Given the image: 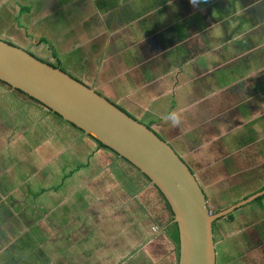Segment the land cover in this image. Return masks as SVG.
Wrapping results in <instances>:
<instances>
[{
  "label": "crops",
  "instance_id": "0c3cea01",
  "mask_svg": "<svg viewBox=\"0 0 264 264\" xmlns=\"http://www.w3.org/2000/svg\"><path fill=\"white\" fill-rule=\"evenodd\" d=\"M0 31L150 127L209 207L264 188V0H0ZM16 91L0 82V264H177L153 184L48 109L43 139ZM260 196L214 220L215 264H264Z\"/></svg>",
  "mask_w": 264,
  "mask_h": 264
},
{
  "label": "water",
  "instance_id": "95a60500",
  "mask_svg": "<svg viewBox=\"0 0 264 264\" xmlns=\"http://www.w3.org/2000/svg\"><path fill=\"white\" fill-rule=\"evenodd\" d=\"M0 81L105 145L160 192L178 233L177 264H215L212 224L264 194V188L217 212L174 149L91 86L28 50L0 38Z\"/></svg>",
  "mask_w": 264,
  "mask_h": 264
},
{
  "label": "rangeland",
  "instance_id": "374dc122",
  "mask_svg": "<svg viewBox=\"0 0 264 264\" xmlns=\"http://www.w3.org/2000/svg\"><path fill=\"white\" fill-rule=\"evenodd\" d=\"M16 16V15H15ZM18 16V15H17ZM13 18H14V16H13ZM15 19H17V18H15ZM18 20V19H17ZM17 31V35L18 36H16V37H19V38H22V37H24L23 36V34H22V32L20 31V30H16ZM1 32V31H0ZM20 32V33H19ZM32 34V32H29L28 34H27V36L28 35H30V36H32L31 35ZM0 38H3V39H5V40H7L6 38H4L3 36H1L0 35ZM34 37H32L30 40L33 42L34 40H35V38L33 39ZM21 47H23L24 49H26V50H28L29 52H31V53H33L34 55H36V56H38V57H42V56H40V54H35V50L34 49H32L33 47H32V45H30V43L29 44H27V43H25V45H20ZM53 63H55V62H53ZM56 65H58L57 63H55ZM17 92V91H16ZM17 94H18V96H19V98H21V99H23V100H27V102H28V104H33V100H30L28 97H26L25 95H23V94H21V93H19V92H17ZM43 108V115H42V117H39L38 118V120H33L32 121V124L31 125H33V124H35V122H38V123H41L40 125H41V127L44 129V136H43V139L45 138V139H50L49 138V136L52 134V130L54 129V123H53V117H51L50 115H49V111L47 110V108L46 107H44V106H42ZM26 108V107H25ZM28 111H29V113H28V116H31L32 115V110H30L29 108H26ZM31 111V112H30ZM33 115H34V113H33ZM25 117H27V115L25 116ZM25 119V118H24ZM172 147V146H171ZM177 153V152H176ZM35 156L37 157V155L36 154H29L28 155V161H29V163L30 164H35L36 165V161H35ZM118 158V157H117ZM118 160H119V158H118ZM121 162V161H120ZM110 168H111V170L113 171V172H115L117 175H118V177H117V179L119 178V179H122V178H125L126 176H128V174H127V172L125 171V169H123L124 167L125 168H127V167H129V166H131V165H129L128 163H126V162H123V166H121L120 164L119 165H117V164H115V163H110ZM132 167V166H131ZM209 209L212 211V212H217V211H219L218 209L219 208H217V207H212V206H210L209 207Z\"/></svg>",
  "mask_w": 264,
  "mask_h": 264
},
{
  "label": "trees",
  "instance_id": "16d2710c",
  "mask_svg": "<svg viewBox=\"0 0 264 264\" xmlns=\"http://www.w3.org/2000/svg\"><path fill=\"white\" fill-rule=\"evenodd\" d=\"M47 63H49L50 65H52V66H54V67H58L55 63H50V62H47ZM1 82V81H0ZM1 83H3V82H1ZM3 84H5V83H3ZM5 85H7V84H5ZM8 86V85H7ZM18 91V90H17ZM19 93H21V94H23V95H25L24 93H22V92H20V91H18ZM26 97H28L30 100H33V101H35V102H37L36 100H34V99H32V98H30L29 96H27V95H25ZM37 103H39V102H37ZM40 104V103H39ZM42 105V104H41ZM43 106V105H42ZM54 115H56V116H58V117H60L58 114H56L55 112H52ZM61 118V117H60ZM70 125H72L73 127H75L73 124H70ZM75 128H77V127H75ZM78 130H80L79 128H77ZM81 131V130H80ZM89 136V135H88ZM91 137V136H90ZM92 138V137H91ZM92 139H94V138H92ZM95 140V139H94ZM95 142L99 145V146H101V147H104V148H107V149H109L108 147H106L105 145H103V144H101L100 142H98L97 140H95ZM111 150V149H110ZM122 159H124V158H122ZM125 160V159H124ZM126 161V160H125ZM158 191V190H157ZM159 192V191H158ZM160 193V192H159ZM162 196V195H161ZM163 197V196H162ZM164 199V198H163ZM257 200H260L261 199V196H258L257 198H256ZM165 201V200H164ZM165 205L169 208V206H168V204H167V202L165 201ZM231 216V213H228L227 215H226V217H230ZM172 225L175 227V240H176V242L178 243V233H177V228H176V224L174 223V222H172ZM177 249H178V247H177Z\"/></svg>",
  "mask_w": 264,
  "mask_h": 264
},
{
  "label": "clouds",
  "instance_id": "9594fccd",
  "mask_svg": "<svg viewBox=\"0 0 264 264\" xmlns=\"http://www.w3.org/2000/svg\"><path fill=\"white\" fill-rule=\"evenodd\" d=\"M190 3L194 2V0H189ZM167 119H169L173 124L177 123V115L176 113L172 112L168 114Z\"/></svg>",
  "mask_w": 264,
  "mask_h": 264
},
{
  "label": "flooded vegetation",
  "instance_id": "af4514ba",
  "mask_svg": "<svg viewBox=\"0 0 264 264\" xmlns=\"http://www.w3.org/2000/svg\"><path fill=\"white\" fill-rule=\"evenodd\" d=\"M13 89V88H12ZM14 90H16V89H14Z\"/></svg>",
  "mask_w": 264,
  "mask_h": 264
}]
</instances>
